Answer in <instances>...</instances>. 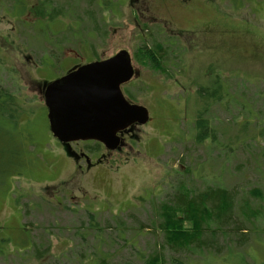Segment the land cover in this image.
I'll use <instances>...</instances> for the list:
<instances>
[{
  "label": "rangeland",
  "instance_id": "374dc122",
  "mask_svg": "<svg viewBox=\"0 0 264 264\" xmlns=\"http://www.w3.org/2000/svg\"><path fill=\"white\" fill-rule=\"evenodd\" d=\"M132 1L104 0L101 11L95 0H79L69 20L52 27L35 18L34 0H0V86L20 96L15 120L0 117V264H142L155 254L165 264H264V137L255 139L264 132V0L203 3L195 23L210 31L192 45L169 43L172 32L141 21ZM154 4L165 15V0ZM76 15L83 16L81 28H66L63 36ZM153 42L168 50L157 67L137 53ZM121 48L139 58L122 90L150 118L127 135L120 151L89 170L83 161L77 168L80 162L66 157L51 134L43 86L69 56L101 60ZM215 79L229 97L204 113L215 141L195 144V114L206 104L197 90L210 94ZM9 152L16 160L7 164ZM175 172L184 173L195 192L229 190L230 222L244 220L239 226L248 232L243 243L217 232L205 239L218 251L191 246L180 255L161 248L164 235L150 225L137 231L154 222L157 205L173 192ZM132 238L136 248L126 243Z\"/></svg>",
  "mask_w": 264,
  "mask_h": 264
},
{
  "label": "trees",
  "instance_id": "16d2710c",
  "mask_svg": "<svg viewBox=\"0 0 264 264\" xmlns=\"http://www.w3.org/2000/svg\"><path fill=\"white\" fill-rule=\"evenodd\" d=\"M182 42L189 43L187 40H182ZM143 44H141V48H139L137 53H142L144 57H148L152 67H157L156 65H160L159 60L167 57L168 50L158 48L157 46L159 44H156V42H153L151 46ZM209 92L208 88L202 89L200 87L197 90L199 96L206 99V104L204 107L197 110L195 114L194 128L196 129V133L193 140L195 144L202 143L206 138L215 141V129L210 125L204 113L207 111L206 109L209 105L219 103L222 99L226 100V97H229L227 89L226 92H223L221 83L216 79L212 92L210 94ZM19 98V95H16L8 88L0 86V117L7 118L8 121L13 122L19 111L17 103ZM245 101L251 106L253 113L256 115L260 114L259 111L254 110L247 99H245ZM241 109L243 110L242 103ZM244 119H247V116H245ZM254 120L255 117L252 121ZM237 137V135L233 136L231 138L233 140L229 138V143L237 141ZM257 137H264L263 130H258L255 139H257ZM94 148L95 147H90L87 149ZM14 155L15 154H10L9 152L7 164L16 160ZM0 156L3 158L1 152ZM176 174L178 175V177L175 176L177 181H174L175 185L169 188V190H173V192L166 200L159 202L157 205L154 212V222L151 221V223L146 224L147 226H139V230L137 231H143L150 225L149 228H152L154 231H159L164 235V243L161 248L169 249L172 253L180 255L185 254L186 247L190 248L191 246L197 249L205 247L218 251L220 248H213L214 245L206 244L205 239L209 234L212 238H216L215 234H217V232H221L222 236L228 235L229 232H231L232 238H234L235 241L243 243L245 238L248 237V232L245 228L239 226L244 220L238 223L230 222L232 214L234 213V204L232 203L233 201L229 190L222 186H207L203 190L195 192V189L190 187L184 179L181 178V176L184 177V173ZM241 209L238 207L237 215L242 214ZM90 215L92 216L91 213ZM117 220L116 227H122L120 216L116 218V221ZM90 224L96 227L92 222H90ZM222 227H224L223 230H221ZM136 236H139V233H137ZM132 240L134 239L127 240L126 243L132 242ZM129 245L136 248L133 242ZM229 251L236 252L237 249L230 248ZM232 254L233 253H229V256ZM176 262H179V264H188L187 262H180L179 260ZM142 264H165V262L163 261L162 255L159 257L155 254V256L152 257L150 255L147 259L143 260Z\"/></svg>",
  "mask_w": 264,
  "mask_h": 264
},
{
  "label": "water",
  "instance_id": "95a60500",
  "mask_svg": "<svg viewBox=\"0 0 264 264\" xmlns=\"http://www.w3.org/2000/svg\"><path fill=\"white\" fill-rule=\"evenodd\" d=\"M134 75L125 50L90 62L43 87L49 128L62 143L93 140L107 149L119 148V132L149 120L148 109L130 102L121 85Z\"/></svg>",
  "mask_w": 264,
  "mask_h": 264
},
{
  "label": "flooded vegetation",
  "instance_id": "af4514ba",
  "mask_svg": "<svg viewBox=\"0 0 264 264\" xmlns=\"http://www.w3.org/2000/svg\"><path fill=\"white\" fill-rule=\"evenodd\" d=\"M156 1L157 0H133L131 4L136 6L138 13L141 15V18L143 19L141 21L154 23L155 25H158L163 29L165 28L164 30H168L172 32V35L170 34L168 35L170 37V39H167L169 43H171L173 40L174 41L173 43L180 44L182 40H187L189 41V44L192 45V44H196L197 40L200 39L202 40L207 37L204 34L210 31V26L199 27L197 23H195L198 22L197 20H195L196 17L195 12L198 13L200 11V6L203 3L206 2L210 3L211 0H165V8L163 9L164 11L163 14L165 15H162L157 10L154 4V2ZM34 2L35 3L33 4L32 10L35 18L41 20L44 24H50V25L53 24L56 26V24L58 23L57 20L59 19L69 20V16H72V12H74V10L78 8L76 3H78L79 0H34ZM58 2H63V5L62 6L59 5ZM95 2L96 5H98V7L101 9V11L105 8L103 6L104 0H95ZM114 4L117 3L114 2ZM22 6L24 10L25 6L24 5ZM176 6L179 7V11L174 10V7ZM84 7L85 4L82 6L83 13H85ZM82 17L83 16L77 18L76 15L73 21H71L69 24L67 23L68 25L63 29V33H64L63 36L65 35L66 28L70 29L74 27L75 31L78 32L79 31L78 28H81L80 23H83ZM145 37H147V34L140 36V38L142 39ZM67 50L70 49L66 48L64 50V53ZM72 53L75 54L77 53V51H72ZM129 56L135 68L134 64H135V60L136 61L138 60L137 58L138 55L137 57L136 55L134 57L131 54H129ZM69 58H70L69 63L67 61L64 64L59 63L61 73L59 75L56 74V77H54L49 81H45V83L58 81L57 85H60L63 82L62 77H64L70 71L76 70L90 62L100 60V58H94L87 62H80L74 57L69 56ZM136 126H137L136 124L131 125L130 127L122 130L119 133V136L121 138V144L120 147L116 150L105 149L103 145L100 143H98L97 147L94 149H87L85 148V146L86 144H88L87 143L88 141H75V142L62 143L58 140V144L60 145L64 155L66 154L64 149H67L72 152V155L74 156L73 158L74 163L80 162V164L79 163L77 164L78 165L77 168L78 167L82 168L81 161H83L85 164V167L83 169L89 170L94 166H96L97 164L105 161L108 154H110L111 152L120 151L123 148V146L127 144V140H128L127 135H129L130 132L133 133L134 132L133 129L136 128Z\"/></svg>",
  "mask_w": 264,
  "mask_h": 264
}]
</instances>
